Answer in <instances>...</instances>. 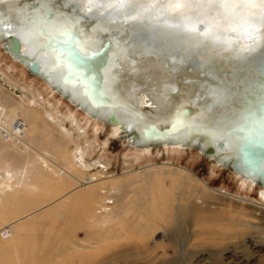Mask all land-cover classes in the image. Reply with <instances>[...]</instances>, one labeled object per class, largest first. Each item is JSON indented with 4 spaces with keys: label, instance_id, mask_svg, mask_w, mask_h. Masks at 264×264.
<instances>
[{
    "label": "bare ground",
    "instance_id": "1",
    "mask_svg": "<svg viewBox=\"0 0 264 264\" xmlns=\"http://www.w3.org/2000/svg\"><path fill=\"white\" fill-rule=\"evenodd\" d=\"M35 2L34 8L19 0L0 2V42L17 35L22 51L39 60L35 76L46 86L97 125L124 132L130 145L197 147L245 184L259 185L264 196V44L241 53L223 43L236 39L228 31L219 33L218 43L203 40L175 27L183 17L159 2L103 5L91 12L84 0ZM187 8L194 17L196 6ZM58 42L66 45L65 53L57 52ZM4 50L28 69L22 56ZM17 83L0 70L6 121L20 117L26 125L20 140L0 139V231L7 232L0 234V264H117L131 255L128 244L133 250L147 245L157 219L169 216L171 200L176 221L190 213L199 224V203L208 191L254 203L218 191L173 163L122 174L100 161L90 164L85 150L73 146L55 114L40 104V90ZM134 184L143 192L132 190ZM132 191L138 198H129ZM156 260L157 255L149 261Z\"/></svg>",
    "mask_w": 264,
    "mask_h": 264
},
{
    "label": "rangeland",
    "instance_id": "2",
    "mask_svg": "<svg viewBox=\"0 0 264 264\" xmlns=\"http://www.w3.org/2000/svg\"><path fill=\"white\" fill-rule=\"evenodd\" d=\"M0 70L20 86L27 88L30 85L32 89L40 90L42 95L37 96L40 104L55 114L57 124L64 127L63 132L73 141V146L85 150L90 164L94 160L100 161L109 170L122 174L139 169L143 171V168L158 163H173L191 169L218 191L254 202H241L236 197L208 191L201 199L203 203H199L202 206L199 218L204 221L200 224L197 222L199 226L195 223L197 217L190 213L189 216L187 213V216L179 215V219L185 216V220L176 221L175 202L171 200L165 212L169 216L157 219L158 228L145 238L147 245L133 250V245L127 243L132 253L121 258L117 264H264V196L259 185L252 186L248 181L245 184L235 172L214 164L197 149L171 146L143 150L130 145L128 139L121 138L120 134L124 132L104 122L99 121L100 126L97 125L93 118H88L71 101L46 86L40 77L31 75L26 67L5 52L1 42ZM139 185L144 183L139 182ZM139 185L130 187L134 191L135 188L142 190ZM166 185L172 186L173 181L167 180ZM134 191L129 194L131 200L135 195L138 198ZM209 226L215 229H208ZM80 235L84 236L85 232L81 231ZM139 251H143L142 254H137ZM156 255L158 260L149 261Z\"/></svg>",
    "mask_w": 264,
    "mask_h": 264
},
{
    "label": "snow or ice",
    "instance_id": "3",
    "mask_svg": "<svg viewBox=\"0 0 264 264\" xmlns=\"http://www.w3.org/2000/svg\"><path fill=\"white\" fill-rule=\"evenodd\" d=\"M156 2L174 6V10L183 17L182 24L175 27L195 33L203 40L218 43L219 33L228 31L235 33L236 39L223 43L230 49L235 47L241 53L264 44V0H84L89 12L103 5L131 7ZM189 5L196 6L194 17L190 15L192 9L187 8ZM79 51L84 55L91 54L86 53L83 46H79Z\"/></svg>",
    "mask_w": 264,
    "mask_h": 264
},
{
    "label": "water",
    "instance_id": "4",
    "mask_svg": "<svg viewBox=\"0 0 264 264\" xmlns=\"http://www.w3.org/2000/svg\"><path fill=\"white\" fill-rule=\"evenodd\" d=\"M10 0H0V2H7ZM20 2H26L29 4V6H31V8H34L36 6V0H19ZM68 5H73V3H69ZM41 34H44L43 31H40ZM2 40H4L3 42V49H9L11 54H13L15 57L20 58V56L23 57L24 60H26L27 64H28V71L30 72L31 75H38L40 74V62L39 60L36 58V56H29L28 54L24 53L22 51V41L21 39L14 34H10L9 36H3ZM7 43V44H6ZM110 45V40H107L103 47H107ZM55 47H57V52L61 53H65L66 50V45L62 42H58L57 44L54 45ZM72 53V52H71ZM94 54V53H93ZM78 55L76 54V57ZM226 72V71H225ZM98 84H100V80L98 79ZM187 113L190 114V109L187 110ZM121 138H125L127 139V135L125 134H120ZM194 149H197V147H193ZM198 150V149H197ZM201 153V152H200ZM205 155V154H203ZM211 161H213L212 158H210Z\"/></svg>",
    "mask_w": 264,
    "mask_h": 264
},
{
    "label": "built area",
    "instance_id": "5",
    "mask_svg": "<svg viewBox=\"0 0 264 264\" xmlns=\"http://www.w3.org/2000/svg\"><path fill=\"white\" fill-rule=\"evenodd\" d=\"M25 122L22 118H15L11 123H7L4 116V110L0 107V139L7 141H18L23 137L25 131ZM7 235V232H2Z\"/></svg>",
    "mask_w": 264,
    "mask_h": 264
}]
</instances>
